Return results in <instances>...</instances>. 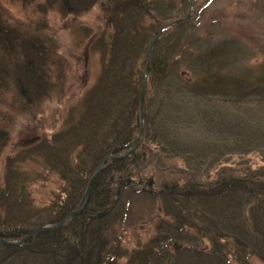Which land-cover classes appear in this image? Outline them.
I'll return each instance as SVG.
<instances>
[{
	"label": "trees",
	"instance_id": "1",
	"mask_svg": "<svg viewBox=\"0 0 264 264\" xmlns=\"http://www.w3.org/2000/svg\"><path fill=\"white\" fill-rule=\"evenodd\" d=\"M19 1L43 18L51 10L75 18L100 7L108 28L88 48L99 54L100 73L69 107L63 128L5 161L0 237L12 241L63 222L79 208L88 178L101 161L130 151L140 126L148 50L163 25L188 13L186 0ZM192 1L200 7L199 0ZM199 27L194 13L190 21L166 32L155 50L147 84L150 102L148 86L146 93L147 125L139 148L156 143L159 161L183 160L196 177L221 168L230 155L258 152L264 158V62L255 74L246 67L251 46L215 37L209 29L198 34ZM39 30L46 32L48 25L41 23ZM27 34L7 19L0 5V157L12 140L16 117L37 113L66 89L65 61L54 37ZM141 160H147L146 153L107 162L80 216L21 247L0 244V264H227L228 241L240 242L239 259L245 249L264 255V173L239 178L226 169L206 187L166 188L161 196L173 221L161 224L168 231L131 251L125 249L118 229L131 214L120 199L116 202L111 179L125 183L128 168L138 167ZM32 162L69 187L65 199L36 205L30 184L47 178L28 172ZM111 205L110 213L97 217ZM174 241L182 246L176 254L184 261L175 262L165 249Z\"/></svg>",
	"mask_w": 264,
	"mask_h": 264
},
{
	"label": "rangeland",
	"instance_id": "2",
	"mask_svg": "<svg viewBox=\"0 0 264 264\" xmlns=\"http://www.w3.org/2000/svg\"><path fill=\"white\" fill-rule=\"evenodd\" d=\"M198 2L200 7L197 5L194 10L196 20L200 22L197 33L202 34L209 29L215 37L219 35L227 38L228 41L236 39L245 46H251L247 55L246 67L258 74V64L264 62V0H199ZM204 3H207L205 7L202 6ZM0 5L7 19L14 24L21 25L22 29L28 32L27 36L33 33H43L54 37L60 57L62 61H65L64 75L66 78V89L63 93L50 98L37 113L16 117V122L11 127L12 140L9 147H4L1 151L0 186H2L6 159L13 153L22 152V149L37 142L40 138L45 136L51 138L59 132L64 126L69 106L78 101L85 90L93 84V79L100 71L101 62L99 54L88 48L92 39L108 27L100 7H95L82 17L74 18L58 10H51L46 14V18H43V15L39 16L33 7L23 6L19 0H0ZM41 23L48 25L46 32L39 30ZM83 27H89L92 33L88 34ZM84 64H87L88 72L84 70ZM181 74L186 80L190 78L183 71ZM150 97L148 86V102H150ZM181 112H184V108H181ZM181 138L184 139V136ZM139 148L134 154L146 153L147 160L139 161L138 167L133 165L128 168L125 180H129L130 188L122 189L123 192H120L119 188L116 189V192L120 194L121 202L127 205L131 214V218L118 229L120 239L122 237V246L129 251L150 242L162 233L164 235L166 228H169L161 224L165 220L173 221L172 218H168L170 213L166 211L168 203H163L161 196L166 188L181 186L184 188L178 191H188L191 185L206 187L218 181L223 169L228 170L226 173L230 172L239 178L258 173L257 171L264 173L263 154L258 152L224 157L221 168H216L209 174L201 173L196 177L191 174L183 160L159 161L160 149L156 143L150 141L143 144L144 149ZM26 169L32 175L43 173L45 179L47 178L44 181L41 177L38 182L30 184L29 189L32 191V198L37 206L47 205L55 197L64 199L67 197L65 191L69 187L56 174L45 173L40 163L32 162ZM140 176L145 183L152 177L154 178L152 189L149 185L145 187L139 184ZM90 178L91 176L88 178V183ZM163 235L161 237H164ZM239 244L240 242L236 241L227 242V264H264V255H260L257 251L253 253L251 249L248 252L246 249L242 251L240 253L242 257L239 259L237 252ZM175 245L174 241L165 246V249L172 253V259L175 262L184 261L186 258L183 259L182 256L176 254ZM121 261L126 263L127 259ZM168 264L172 262L169 261Z\"/></svg>",
	"mask_w": 264,
	"mask_h": 264
},
{
	"label": "water",
	"instance_id": "3",
	"mask_svg": "<svg viewBox=\"0 0 264 264\" xmlns=\"http://www.w3.org/2000/svg\"><path fill=\"white\" fill-rule=\"evenodd\" d=\"M187 1H188V5H189V13H188V15H187L185 18L181 19V20L175 21V22H173V23H171V24H169V25L163 27L162 30L160 31V34L158 35L157 39L154 41V43L152 44V46H151V48H150V50H149L148 57H147V67H146L145 77H144L143 95H142V100H141V118H142V121H141V127H140L139 137H138V139H137L135 145H134L133 148L131 149V151H130L127 155H125L123 158H129V157L134 153V151L138 148L139 143H140V141H141V138H142V136H143L144 127H145V123H146L145 109H144V105H145V88H146L147 78H148V76H149V72H150V66H151V61H152V57H153V53H154V49H155L157 43H158L159 40H160L161 34H162L165 30L172 29V28H174V27L180 25L181 23L188 21V20L191 18L192 13H193V4H192L191 0H187ZM123 158H122V159H123ZM107 160H118V159L115 158V157L110 156V157H108L107 159H105V160L99 165V167H98V169H97V172L95 173L94 177H93V178L91 179V181H90V184H89V186H88V189H87V191H86V194H85V196H84V199H83V201H82V204H81L80 208H79L76 212H74L73 214H71V215L68 217V219H67L64 223H61L60 225H58V226H56V227H48V228L41 229V230H39V231L33 233L32 235H30V236H28V237L22 239V240L19 241L18 243H15V245H16V246H20V245H22V244H24V243H26V242H28V241L34 239L35 237H37V236L40 235L41 233H45V232H49V231H52V230L59 229V228L63 227L67 221H69V220H71L72 218H74V217L80 215V214L82 213V211L85 209V207L87 206V204H88V201H89V195H90V191H91L92 185H93L95 179L97 178V176H98V175L100 174V172L102 171L103 166H104V164H105V162H106ZM149 187H152V183H150ZM101 215H102V214H100V216H101ZM0 243H1V244H5V245H12V244H14V243H12V242L6 241V240L1 239V238H0Z\"/></svg>",
	"mask_w": 264,
	"mask_h": 264
}]
</instances>
